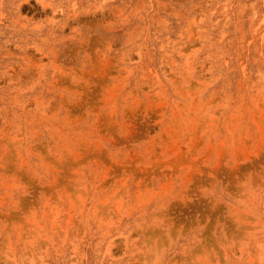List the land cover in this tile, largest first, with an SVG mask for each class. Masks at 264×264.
<instances>
[{
    "label": "rangeland",
    "instance_id": "1",
    "mask_svg": "<svg viewBox=\"0 0 264 264\" xmlns=\"http://www.w3.org/2000/svg\"><path fill=\"white\" fill-rule=\"evenodd\" d=\"M0 264H264V0H0Z\"/></svg>",
    "mask_w": 264,
    "mask_h": 264
}]
</instances>
